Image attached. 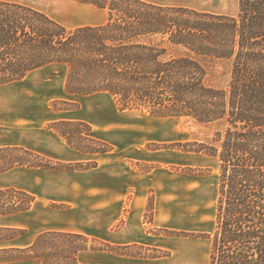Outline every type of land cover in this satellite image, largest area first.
I'll return each mask as SVG.
<instances>
[{"label":"trees","instance_id":"16d2710c","mask_svg":"<svg viewBox=\"0 0 264 264\" xmlns=\"http://www.w3.org/2000/svg\"><path fill=\"white\" fill-rule=\"evenodd\" d=\"M79 1L106 9L107 21L72 29L36 6L0 0V84L61 62L69 67L70 93L105 91L122 110L142 108L157 117L223 123L214 143L183 145L219 160L215 228L202 233L212 237L209 264H264V0H239L236 15L150 0ZM200 57L232 62L227 87L207 83ZM55 129L81 151L109 150L95 136L89 135L94 145L82 147ZM40 158L46 162L39 163L42 167L75 169ZM9 190L34 199L25 191ZM56 238L84 243L56 251L53 246H63ZM88 241L82 233L49 231L23 252L26 258L40 257L42 264H84L80 253L94 248Z\"/></svg>","mask_w":264,"mask_h":264},{"label":"crops","instance_id":"0c3cea01","mask_svg":"<svg viewBox=\"0 0 264 264\" xmlns=\"http://www.w3.org/2000/svg\"><path fill=\"white\" fill-rule=\"evenodd\" d=\"M67 73V64L52 62L32 70L20 80L0 85L9 89L0 99V149L18 147L34 156L59 162L90 160L92 154H96L98 165L73 171L23 163L0 171V189L17 187L35 197L29 209L0 211V232H11L0 234V264H42L40 257L12 254L30 248L40 234L49 231L82 233L120 245L145 244L152 238L141 226L140 219L143 220L150 191L154 188L157 198H164L167 191L165 181L157 180L155 169L143 173L129 164V157L152 161L150 155L140 157L139 152L134 151L132 145L138 138L122 142L121 147L117 145L112 152L100 154L81 151L70 145L58 130L45 127L51 121L80 119L89 121L100 131L123 127L117 118L122 119L128 110L118 109L120 115H117L116 99L105 91L79 96L68 92ZM77 98L81 104L79 109H53L50 105L55 99L74 102ZM95 98L108 100L109 104L89 106V101ZM104 108L114 114L112 119ZM94 114L97 116L92 119ZM126 144H129L128 149L124 147ZM130 193L129 216L120 229L113 230L123 216ZM86 254L89 258L84 257ZM94 254L107 259L100 256L102 259L96 261ZM115 257L106 250L87 249L80 253L79 259L84 264H115L108 262Z\"/></svg>","mask_w":264,"mask_h":264},{"label":"rangeland","instance_id":"374dc122","mask_svg":"<svg viewBox=\"0 0 264 264\" xmlns=\"http://www.w3.org/2000/svg\"><path fill=\"white\" fill-rule=\"evenodd\" d=\"M16 1L36 6L72 29L77 26L97 25L106 22L109 16L106 9L79 0ZM150 1L171 5H186L201 10L231 15H236L239 11V0ZM180 52L182 50L177 48V52L175 53L180 54ZM200 60L207 68L206 81L208 84L222 88L229 85L232 68L230 60L204 57H200ZM8 90L2 88V86L0 87V99H2L3 94L9 93ZM78 98L77 101H74L76 104H69L60 100V102L55 104L58 100L55 99L51 101L50 105L53 109H68L73 106L77 107L75 105L78 104V107L74 109H79L81 104ZM110 102L113 103L112 100ZM96 104L107 106L109 101L102 98H95L89 101V106L93 107ZM116 107H114V110L117 115H120L118 109H122L118 103H116ZM104 110L108 111L106 114L111 119L114 117L110 109L104 108ZM125 110L128 111L123 113V118L121 119L119 116L117 118L118 123L123 125L119 129L114 128L100 131V129L91 125L89 121L82 119L59 120L60 122L51 121L45 124V127L51 130H54L56 126L66 134L70 141L82 147L94 145L93 143L90 144L89 135L107 142L109 150L99 152L100 154L112 152L118 148L117 145L121 147L122 142L126 143L127 140L138 138L137 143L134 146L132 145L135 149L134 151H138L140 157L150 155L152 161L145 162L129 157V164L143 173L155 169V173L158 172L156 176L159 183L165 181L166 195L164 198H157L155 189L153 188L150 191L143 220L140 219L141 226L143 225L152 237L149 243L120 245L106 242L96 236H88V246L94 247L89 249L110 252L116 257L108 259V262H114L115 264H209L212 237L210 234H207V236L205 234L202 235V233L212 232L215 228V212L219 192V160L204 153L186 151L183 145L188 142L196 143L192 147L197 148L199 147L197 143H214L213 138L217 131L223 130L225 125L221 122L202 124L181 117L160 119L142 108H129ZM96 116V114L92 115V119ZM67 121H81V123L69 124ZM52 125L55 126L52 127ZM89 125H91V131H89ZM120 129H123V131H120ZM64 139L66 140L65 137ZM128 146L129 144L124 145L127 149ZM91 157L90 160L62 163L75 165V169H71L73 171L85 170L98 165V161L95 159L97 155L92 154ZM23 159H27L34 164L46 163L40 157L34 156L33 153H29L28 151L25 152L21 148H4L0 149V171L7 170L12 166H19L20 160ZM44 168L49 167L45 166ZM11 188L23 191L17 187L0 189L1 212L7 213L9 208H20L28 204L29 208L32 206L35 197L30 202L31 200L21 195L20 192L6 191ZM128 198L123 216L115 223L112 228L113 230L120 229L126 222V216H129L132 193L129 194ZM1 233L9 235L11 232L1 231ZM58 240L63 242V246L55 245L52 249L64 252H68L71 248L73 249L75 244L80 245L84 243L81 239L73 238H60ZM25 250L19 251L18 254L13 252L12 255L25 257L27 254V252H23ZM100 256L101 254H94L93 259L96 261L101 260V257L104 260L107 259L104 256ZM84 257L89 258V254H86Z\"/></svg>","mask_w":264,"mask_h":264}]
</instances>
